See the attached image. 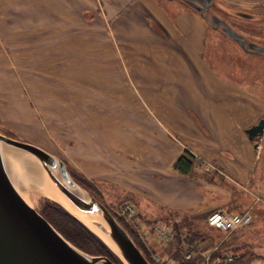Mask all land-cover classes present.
<instances>
[{"label": "rangeland", "instance_id": "374dc122", "mask_svg": "<svg viewBox=\"0 0 264 264\" xmlns=\"http://www.w3.org/2000/svg\"><path fill=\"white\" fill-rule=\"evenodd\" d=\"M166 1L160 0L170 9L179 6L175 1L169 4ZM213 4L215 9L210 12L221 20L217 21L216 27L193 12L186 14L189 8L185 3L178 7V16L185 13L183 21L178 19L172 24L173 31L168 35L155 20L151 25L154 32L183 49H187L189 39L185 31L191 28L194 34L198 32V49L201 50L198 58L211 77L228 84L227 95L232 102L237 96L252 107L263 106L262 113L257 111L256 116H249L251 121L244 131L251 144L257 143L259 154L248 178L236 180V183L224 178L210 163L196 161L193 172L184 179H168H176L175 182L181 185L179 189L190 190L193 189L191 182L200 180L202 200L189 203L180 210L157 213L159 208L147 203V199L137 192L139 190H131V178L123 175L129 169L128 141L136 142V149H132L131 154L149 158V153H158L157 147L150 148L154 140L145 141L148 138L145 126L149 123L161 133L163 127L171 129L168 120L172 116L163 108L172 107L177 95L173 92L174 99H171V90L155 84L157 81L153 77L157 74L162 78V73L170 80L175 75V81L179 79L178 84L182 86L181 92L191 94L198 84L185 83L180 78L196 77L190 74L193 70H185L179 64L167 69L171 73L161 71L160 67L136 66L133 62L137 57L132 47L145 45L151 31H129L126 15L120 23V31H116L117 21H112L104 3L97 4L93 0H0V133L43 148L63 160L70 175L72 172L84 178L95 196L71 175L86 196L90 194L97 198L120 224L122 221L136 235L152 264H181L177 256H169L173 243L176 245L175 237L179 239L181 257L186 249L203 254L230 251L238 254L240 261L241 251H247L254 254L248 263L264 262V52L243 49L226 33L229 30L222 23L223 20L241 35L248 48L250 43L264 48V0H212ZM126 10L122 11L126 13ZM175 12L172 15H176ZM218 24L221 26L217 27ZM179 34H183L182 37H178ZM189 112L192 114L191 110ZM192 115L200 125L199 130L207 133L208 128ZM244 117L243 112L236 115L238 120ZM172 137L186 147L190 143L175 133ZM113 151L121 154L114 156ZM21 153L33 158L40 166L34 157ZM116 157H121L122 162ZM152 157L153 160L157 158ZM205 165L209 167L205 168ZM138 173L135 174L137 180L146 176L142 169ZM213 183L226 189L230 200L217 202L221 195L214 196L208 189ZM195 190L197 188L191 193ZM21 194L39 212L52 202L66 211V205L46 195ZM127 204L133 207L141 226L136 225L133 212L126 210ZM214 209L228 213L248 212L251 222L231 232L212 228L207 225L206 217ZM161 225L162 232L167 233L163 240L157 236V227ZM175 225L179 230L176 231Z\"/></svg>", "mask_w": 264, "mask_h": 264}, {"label": "crops", "instance_id": "0c3cea01", "mask_svg": "<svg viewBox=\"0 0 264 264\" xmlns=\"http://www.w3.org/2000/svg\"><path fill=\"white\" fill-rule=\"evenodd\" d=\"M173 1L182 7L185 3L189 8L186 14L195 13L196 16H201L204 20H207L203 15H200L189 0H167L166 3L169 4L168 2ZM93 2L97 4L104 3V5L107 6V12L109 14L111 13L112 21H117L114 25L116 31H120V23L124 19V15H126L125 19L129 21V31H151L145 45H134V47H132L137 57L133 62L136 66L143 65L146 69L160 67L161 71L171 73V71L167 69L177 67L179 64L180 67H183L185 70L188 68L193 70L190 74L196 76L180 78V80L189 84H198V86L192 90L191 94L182 93V86L178 84L179 79L175 81V75L172 76L170 80L165 79L162 73L163 79L157 74L154 75L153 78H156L157 81L155 84H160L163 87L167 86V88L171 90L166 89L168 92L170 91L171 99H174L172 95L173 92L177 95L172 107L163 108L167 114L174 118L171 117L170 120H168L171 121V129L167 128L168 130H166V128L163 127V130L161 129L162 133L159 132L156 127L153 128L149 123V125L147 124V126H145V132L148 134V138L145 141L151 142L154 140L156 142L150 145L151 149L152 146H154L153 149L155 147L159 149L156 155L154 153H149V158H147L148 156L131 154V150L136 149V142H134V140L128 141L129 151L127 157L129 159H127V162L129 169H127V174H123V170H121V174L132 179V181L129 179L131 190L134 192L139 190L137 192L147 199V203L154 204L159 208L157 213H161V210H180L189 203L196 204L202 200V195L199 193V187H201L200 180L192 179L193 181L195 180V183L191 182L192 188H197V190L192 193L191 191L193 189L190 190V188L181 187L179 189V186H181L180 183L175 182L176 179H184V176H187L173 169L175 159L185 149L195 156L196 161L202 160L210 163L212 167L227 180L236 183V180L243 181L247 179L250 168L252 170V167L256 164L259 147L256 145L257 143L251 144L249 142L250 140L245 137L244 131L247 130L245 127H247L246 125L251 121V119L248 120L249 116H256L258 114L257 111L262 113L263 106H261L262 108H257L256 106L252 107V104L251 106L247 104V102H241V98L237 99V96H235L233 99L234 102H232L230 95H227L228 84L221 82L216 77H211L205 64L198 58V53L201 51L198 49V41L200 39L198 32L194 34V30L191 28L187 29L189 31H185V35L189 38L186 44L188 50L176 45L170 39H164L158 33L154 32L155 30L151 25L152 20H155L157 24L165 28L167 30V35L168 32L173 31L172 24H175L178 19H180L181 22L183 21V15L185 13L183 12V14L178 16L180 12L178 11L179 6L176 7L177 9H170L161 4L160 0H93ZM182 2L183 4H181ZM123 9L128 10H126L127 12L125 13L122 11ZM174 10L176 11L175 13H177L176 15H172ZM123 31H127V29ZM175 32L177 33V31ZM187 32L191 33L188 34ZM182 35L183 34H179L177 36L182 37ZM147 75H149V71ZM186 75L187 73L183 76ZM150 80L151 79H149V81ZM173 89L175 90L172 91ZM238 90L240 91L241 89ZM217 92H220V94H217ZM201 99H205L206 102L204 103V100ZM260 104L262 105V103ZM189 110H191L192 114L202 121L204 126L211 132L207 131L208 134L201 132L199 130L200 125ZM240 112L244 113L245 117L243 120H238L236 118V115ZM260 121H262V118ZM159 125H161V123ZM171 130L173 132H171ZM153 133L155 134L153 135ZM173 133L181 139L184 138L189 140L190 143H188L190 145L186 142V147L183 142L180 143L179 141L178 143L176 138L177 141L173 140ZM97 141L98 140L95 139V143H98ZM86 143H89V141H86ZM188 146L191 147V149ZM113 152L115 153L114 156L121 154L119 151ZM152 156L157 158L153 160ZM117 160L118 162H122L121 157ZM123 162H125V159ZM140 169L145 172L146 176L141 180H137L135 174H140L138 173ZM169 177L176 179L169 180ZM208 189L212 190L211 194L214 196L218 195V193L221 195L220 200L218 199L217 202L230 200L228 198L230 193L225 191L226 189H222L214 183L213 186ZM191 194L193 199L191 198ZM206 196L209 198L212 197L207 194Z\"/></svg>", "mask_w": 264, "mask_h": 264}, {"label": "water", "instance_id": "95a60500", "mask_svg": "<svg viewBox=\"0 0 264 264\" xmlns=\"http://www.w3.org/2000/svg\"><path fill=\"white\" fill-rule=\"evenodd\" d=\"M196 9L203 15L202 10ZM222 23L229 30L226 33L237 40L243 49L264 52V48L254 43H250L248 48L241 35L235 33L223 20ZM8 151H21L34 157L51 184L70 205V208L65 207L66 211L90 229L122 264H151L133 237L107 207L93 195L86 196L82 192L63 160L39 146L2 133L0 264H119L106 255H91L73 245L24 198L13 181Z\"/></svg>", "mask_w": 264, "mask_h": 264}, {"label": "trees", "instance_id": "16d2710c", "mask_svg": "<svg viewBox=\"0 0 264 264\" xmlns=\"http://www.w3.org/2000/svg\"><path fill=\"white\" fill-rule=\"evenodd\" d=\"M196 158L195 156L185 149L174 161L173 169L181 174H191L193 172V168L195 167ZM72 177L79 183L85 185L87 189L95 196L92 189L85 183V179L79 176L74 175L71 172ZM41 215L53 225V227L61 233L68 241H70L75 246L89 252L92 254L98 255H106L111 258L113 261L120 263L119 259L115 256V254L108 249V247L90 230H88L84 225H82L79 221H77L73 216H71L67 211L61 208L56 203L52 202L44 206V208L40 211ZM121 224L129 231V233L133 236L135 242L139 245L142 251L145 253L149 261L152 263V260L149 254L146 252L145 247L142 243L137 239L136 235L127 228V226L121 221ZM176 231L179 230L178 226H174ZM175 242L173 243V248L169 253V256L176 257V259L180 260L181 264H192V262H186L182 257L179 256L178 248H179V239L175 237ZM174 240V241H175ZM173 241V240H172ZM220 254V253H219ZM241 258L240 262L248 263L251 258L254 257V254L243 252L240 253Z\"/></svg>", "mask_w": 264, "mask_h": 264}, {"label": "built area", "instance_id": "2783aa9c", "mask_svg": "<svg viewBox=\"0 0 264 264\" xmlns=\"http://www.w3.org/2000/svg\"><path fill=\"white\" fill-rule=\"evenodd\" d=\"M208 167H209L208 165H205V168ZM128 209L130 210V212H133L132 217L135 219L136 225H140L139 221L136 220L133 207L131 205L130 206L128 205L126 207V210L128 211ZM250 221H251V215L248 212L226 213L220 210H215L209 213L207 216V224L209 226L227 232L244 228L250 223ZM162 228H163L162 225L157 227V236L160 240L167 238V233L162 232ZM183 259L186 262H192V264H243L238 260L239 255L230 251L224 252L222 254H214V252L203 254V253H197L195 250L186 249L183 253ZM166 263L170 264L169 262ZM249 264H257V263L250 262ZM258 264H264V262L261 261Z\"/></svg>", "mask_w": 264, "mask_h": 264}, {"label": "bare ground", "instance_id": "6f19581e", "mask_svg": "<svg viewBox=\"0 0 264 264\" xmlns=\"http://www.w3.org/2000/svg\"><path fill=\"white\" fill-rule=\"evenodd\" d=\"M7 154L13 181L22 193L29 195V192H34L35 194L46 195L48 198L59 201L70 208L67 201L51 184L43 168H40L41 165L39 166L33 158L17 151H8Z\"/></svg>", "mask_w": 264, "mask_h": 264}, {"label": "flooded vegetation", "instance_id": "af4514ba", "mask_svg": "<svg viewBox=\"0 0 264 264\" xmlns=\"http://www.w3.org/2000/svg\"><path fill=\"white\" fill-rule=\"evenodd\" d=\"M192 6L194 8H198L199 10H202L203 16L212 23V27H216L217 21H221L215 13L213 14L210 12L211 10H214V4L212 5V0H189ZM209 23V22H208ZM221 23V22H220ZM231 25V24H230ZM221 25L218 24L217 27H220Z\"/></svg>", "mask_w": 264, "mask_h": 264}]
</instances>
